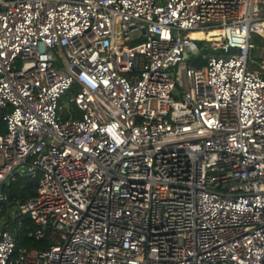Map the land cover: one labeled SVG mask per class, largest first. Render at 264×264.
Returning <instances> with one entry per match:
<instances>
[{
    "label": "built area",
    "instance_id": "obj_1",
    "mask_svg": "<svg viewBox=\"0 0 264 264\" xmlns=\"http://www.w3.org/2000/svg\"><path fill=\"white\" fill-rule=\"evenodd\" d=\"M254 37L264 0H0V201L27 168L48 241L0 264H264Z\"/></svg>",
    "mask_w": 264,
    "mask_h": 264
},
{
    "label": "trees",
    "instance_id": "obj_2",
    "mask_svg": "<svg viewBox=\"0 0 264 264\" xmlns=\"http://www.w3.org/2000/svg\"><path fill=\"white\" fill-rule=\"evenodd\" d=\"M77 86L73 88V92ZM5 131V125L0 121V132ZM37 186V185H36ZM36 186L33 184L23 187L22 193L8 195V201H0V228L8 230L14 235L17 242V250L28 249H45L48 247L46 239L38 240L35 236L37 226L28 215H15L13 217L12 210L17 201L24 202L36 195Z\"/></svg>",
    "mask_w": 264,
    "mask_h": 264
},
{
    "label": "rangeland",
    "instance_id": "obj_3",
    "mask_svg": "<svg viewBox=\"0 0 264 264\" xmlns=\"http://www.w3.org/2000/svg\"><path fill=\"white\" fill-rule=\"evenodd\" d=\"M254 42L259 46L258 50H254L253 56H260V59L257 60L258 63L264 65V39L259 37H254ZM211 54V53H209ZM193 62L195 65H204V60H188L187 63ZM36 186L38 184V180L32 179L31 177L25 175H16V180H14L10 185H4V193L7 195L12 194H20L22 193L23 187H28L30 185ZM13 217L15 216L14 209L12 210Z\"/></svg>",
    "mask_w": 264,
    "mask_h": 264
},
{
    "label": "water",
    "instance_id": "obj_4",
    "mask_svg": "<svg viewBox=\"0 0 264 264\" xmlns=\"http://www.w3.org/2000/svg\"><path fill=\"white\" fill-rule=\"evenodd\" d=\"M237 52L236 48H230L229 51L227 52V54H235ZM211 53V54H217V50L214 48H206V49H201L196 45V44H192L190 46V50H189V54H188V59L189 60H203L204 55ZM221 54H224L225 51L221 50L220 51ZM255 59H259V56H255ZM28 171L27 168H21L19 170L16 171V174L18 175H24L26 174ZM6 184L9 185L10 181H6ZM3 192V187L0 188V194Z\"/></svg>",
    "mask_w": 264,
    "mask_h": 264
},
{
    "label": "bare ground",
    "instance_id": "obj_5",
    "mask_svg": "<svg viewBox=\"0 0 264 264\" xmlns=\"http://www.w3.org/2000/svg\"><path fill=\"white\" fill-rule=\"evenodd\" d=\"M216 34H217V32H214L211 36L216 35ZM192 37L193 38H197V39H202V38L205 37V34L204 33L195 32V33L192 34Z\"/></svg>",
    "mask_w": 264,
    "mask_h": 264
},
{
    "label": "crops",
    "instance_id": "obj_6",
    "mask_svg": "<svg viewBox=\"0 0 264 264\" xmlns=\"http://www.w3.org/2000/svg\"><path fill=\"white\" fill-rule=\"evenodd\" d=\"M259 60V59H258Z\"/></svg>",
    "mask_w": 264,
    "mask_h": 264
}]
</instances>
